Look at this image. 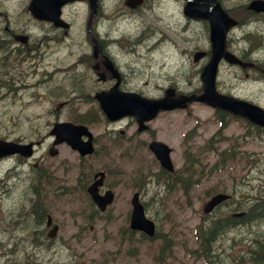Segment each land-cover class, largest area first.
Returning <instances> with one entry per match:
<instances>
[{"label":"rangeland","instance_id":"obj_1","mask_svg":"<svg viewBox=\"0 0 264 264\" xmlns=\"http://www.w3.org/2000/svg\"><path fill=\"white\" fill-rule=\"evenodd\" d=\"M217 1L223 8H227L230 13L235 12L236 16L243 21V23L241 22L242 24H238L230 31V41H232L233 36L237 46L243 47L245 45L240 55L246 59L249 58L251 53L249 45L255 46L258 44L259 50L257 49L253 54H256L254 57L261 64L256 65L254 69H250L228 62H221L217 73L218 87L224 91L223 93L237 95L247 100L251 99L264 108V72L261 71L264 68V14H255L246 9L243 4L249 0ZM204 2L202 0L203 10H205ZM169 3V0H148L144 7L130 11V9L125 8L122 0H101L99 12L94 16L95 27L98 23V29H100L102 34L114 35L116 31H120V37L124 35L129 43L134 42V37L137 40L142 38L140 42L134 43V47L141 49L143 52L141 59L126 62L125 69L131 76L129 80L131 83H128L127 86L134 87L135 85L132 83H135L138 86L134 88H138L148 95L161 94L162 86H167L171 82L178 90H193L198 84L200 63L197 65L192 63L191 53L194 49L200 47L206 49L208 47L206 22L202 20L201 27L199 20H190L189 17L181 16V11L178 10L179 0H174L173 5H169ZM85 9V5L82 6L81 3L71 7V11L77 13L79 28H81L80 23L85 17ZM151 26L160 30L161 33L158 34V31L149 32ZM161 26L164 28L162 29ZM139 31L146 36L150 35L148 37L143 36ZM39 33H34V36L37 37ZM159 35L158 44L151 46L147 39L150 37H155L156 39ZM77 37L80 38L81 34L77 35ZM183 48L185 51H182ZM187 56L190 58L189 64L183 60L187 59ZM22 64L25 65L23 62ZM135 71L140 72V75H137L136 78H134L133 74ZM246 75L249 78H246ZM261 78L262 80H260ZM23 102L25 100L15 101L14 116L1 117L0 124L13 123L9 131L0 132L5 134L6 137L12 138V135L18 134L26 137H35L39 134V131L33 125L41 128V126L46 124V120L51 117L45 115L39 109L30 110L28 106L23 105ZM186 109V114L181 120L179 116L162 115L151 123L149 132L139 137L144 143L149 136L154 135L155 138L162 139L172 147L171 157L174 161L175 175L170 174V176L158 178L160 169L157 166L158 162L153 159V155L145 147L142 148L145 153H142L139 158L131 161L125 159L123 157L126 156L124 147L127 144L121 139L120 146L110 143L112 149L109 151H113L110 155L101 154L99 157L95 156L102 150V144L105 145L106 142H109L104 139V136H106L104 134L108 129L110 134H114L115 130L124 129V132H126L124 138L129 139L134 125L128 121L113 125L107 124L103 120H97L91 124L98 137L95 157L91 156L84 160H79L74 158L75 154L73 152L61 145L60 154L56 157V160L49 162V165L53 168L50 169L49 167V171L52 174L59 175L58 183H66L68 180L66 176H68L71 177V183L73 184L77 177L76 173L80 168L77 163H81L85 167L91 160L93 169L104 168L107 170L109 178L108 180L106 179V182L111 183L110 187L116 193V199L106 211L107 213L104 212L110 217L105 219L104 222L102 218L97 219L99 221L94 222L95 228L93 231V228H89V223L80 225L76 218L78 215L79 222H81V214L86 210L83 196L76 204L58 205L61 211L58 219L62 221L63 226L62 236L67 237L70 235L69 239H79V264H158L153 259L156 256L154 244L157 241L142 239L141 237L138 251L136 250V255L133 256L130 254L131 250L126 251L124 248L123 250H118L114 246L119 239H125L124 236L116 232L124 229L127 224L125 222L126 213L130 207L129 199L131 193L134 190L139 191L140 198L145 204V211L150 218L156 221L159 231L165 237L169 235L173 239L171 245L172 255L165 259L162 264H203V262L197 260L195 256L190 255L187 251L196 247V243L190 241V239H194V225L199 221L197 215H199L200 207L211 191L208 189L217 185V190H231L237 195L236 199L243 203H251L260 189H264V131L251 127L249 132H247L245 121L234 120L229 115L222 121V125L219 126V121L214 115L213 108L207 105L197 106L191 104ZM62 117L64 118V116ZM194 117L196 121V126L194 127L197 131L196 136L191 138L195 131L190 132L188 138L191 139L184 141V143L180 142L178 131L181 128L188 129ZM94 119H99V114L93 115L90 121ZM219 133L224 137L223 140L214 141ZM211 137L213 138L210 142L215 148L212 151H202L204 142ZM134 142H137V138L133 136L130 146ZM231 143H233L235 153L243 156H234L233 159L226 160L220 166L218 160L217 162L214 161L220 156V154L217 156L216 153L225 150ZM201 144L202 148L200 147ZM188 145H190L189 152L193 155L192 158H198L200 162L197 165H189L182 169L184 159L189 157L187 155ZM232 150L227 149L224 153ZM59 158L66 161L64 163V173L57 166ZM62 159L59 165L62 164ZM10 162L7 161L4 165ZM34 162H36V159H32L26 164L30 167L33 175L39 171L38 167H33ZM214 165H216V168L220 167L215 171L211 170L209 172L211 173L210 176L205 175L202 180V191L200 186L193 188L186 201L183 200L184 195L179 193L170 194L168 190L170 181L171 179L174 181L176 175H178L177 182H182L179 178L182 177L184 181L188 180L192 185V181L199 178V174H194L193 171H199L200 167H202L204 168L202 173L209 174L207 170ZM46 166H48L47 162H45ZM22 167L26 169V166ZM0 198L3 199L0 202V207L4 211V219L0 220V225L8 224V213L10 211L6 210L10 206V202L3 196ZM178 200H182L184 207H178L176 203ZM228 205L230 204L221 205L217 214L228 211L230 208ZM71 211L75 213L73 219L75 226H73L71 221ZM33 213V211L26 212L25 223H27L26 229L28 230L34 228L33 219H31ZM23 223L24 221L22 220L19 225ZM76 225H80V231L84 233H77L79 230H77ZM244 227L237 226L218 237V256H215V258L202 252L204 256L209 258L210 264H222V262L224 264H246L251 261L248 258L250 257L249 249L252 247V243L248 239L241 240L237 238L239 235H246ZM38 229H41V227H38ZM256 229L260 232H255L253 239L254 243L258 245L256 239L264 236V232H262L264 231V221ZM6 230L9 231V229ZM26 239H31L30 234H28ZM232 239L235 240L233 241ZM228 245H232V249L227 248ZM0 246L2 245L0 244ZM131 249H133V246H131ZM223 249L226 250V253H223ZM16 253L17 249L0 248V264L23 263L22 256H18ZM229 254L233 255V257ZM163 256L166 257L167 255L164 254ZM237 256L240 259L242 258L241 262ZM220 258L223 259L220 261ZM61 259L63 262H70L65 256H62Z\"/></svg>","mask_w":264,"mask_h":264},{"label":"flooded vegetation","instance_id":"obj_2","mask_svg":"<svg viewBox=\"0 0 264 264\" xmlns=\"http://www.w3.org/2000/svg\"><path fill=\"white\" fill-rule=\"evenodd\" d=\"M32 1L0 0V120L2 116L15 115L16 100H25L23 105L30 110L39 109L51 117L41 128L33 125L39 131L36 137L39 140L31 142H41L42 146L40 155L35 157L36 162L41 164L37 174L29 171L30 167L26 165L29 160L20 155L10 156L13 158L7 165L4 163L9 157L0 161V196L10 202L6 210L10 211L8 224L0 225V239H24L26 264H75L73 260L66 263L61 259L64 253H75L71 246H64L63 239H52L54 236L51 239H26L30 230L25 225L16 224V221L22 219L24 214L21 213L27 207L31 208L28 201L31 194L59 186L56 178L48 180L47 172L43 171V163L56 160L48 154L47 148L53 139L49 136L53 124L64 119L75 121L73 112L79 120L84 121L86 117L89 121L97 110L94 107V92L108 89L115 75L120 87H124L128 75L119 60V34H102L98 23L95 27L94 17L90 28L84 27V24L78 27L77 13H73L71 7L77 6L79 0H39L36 4ZM146 2L148 0L139 8L144 7ZM84 3L86 9H90L89 0H84ZM179 8L183 9L182 3ZM199 10L201 16L192 20H199L202 24V0L199 1ZM89 11L85 10V15ZM151 31L154 28H149ZM36 32H40L37 37L34 36ZM79 34L80 38L77 37ZM11 124H0V132L9 131ZM0 137L9 139L1 133ZM14 138L15 135H12L13 140H29V137L20 134L17 139ZM35 207L32 204L33 210ZM38 211V218L46 217V211ZM0 218L4 219L1 207ZM56 225L57 231L62 229L60 222L56 221ZM40 232L46 234V230Z\"/></svg>","mask_w":264,"mask_h":264},{"label":"water","instance_id":"obj_3","mask_svg":"<svg viewBox=\"0 0 264 264\" xmlns=\"http://www.w3.org/2000/svg\"><path fill=\"white\" fill-rule=\"evenodd\" d=\"M193 4L194 1L191 0L188 6H191ZM211 6H213V8L211 9L210 12L202 13L210 21L212 53L208 63L205 65L202 72V79L203 82L205 83L206 91L200 98L204 100L215 101L218 102L219 104L226 103L228 106L233 107L235 109L234 106L235 103L230 104L225 101L226 99H229L228 97L224 95L216 94L214 92V76H215L218 60L222 55L229 56V54L226 53L223 49V42H224V29H225L224 26L226 27V25L228 24L227 22L230 18L228 19L227 14L219 6L213 4H211ZM249 7L256 10H264V1L252 0L249 4ZM219 20H224V21L222 23H219ZM100 101L103 108H105L107 115L111 118L116 117L117 115L131 113V112H135L136 110H142V109H143V115L145 117H149L151 116L150 112L154 111L155 107H158V105L161 104L152 99H146V98L141 99L140 97L135 98L125 95L118 96V101L121 102L116 106H109V104L106 103V101L104 100L103 96H100ZM226 104L223 105L226 106ZM160 106L166 107V105H160ZM245 107H247L248 109L246 108L241 110L244 114H246L256 122L264 123V114L262 113L261 108L252 104L251 106L250 104L249 105L245 104ZM71 131L80 134L84 132V128L81 126H76L74 128H71ZM150 146L156 152L161 163L164 166L171 168V164L168 158V148H166L163 144L159 142H152ZM89 190L92 192L100 208H104L106 202H109L111 200L112 194L110 192H106V194L103 195L102 197L97 196L96 182L89 187ZM224 197L225 195L223 194H217L213 196L204 206V210L205 211L210 210L216 202L223 199ZM132 203H133V211L131 216V226L135 228H142L148 234H152L153 222L144 216L143 207L138 201L137 193L133 195Z\"/></svg>","mask_w":264,"mask_h":264},{"label":"bare ground","instance_id":"obj_4","mask_svg":"<svg viewBox=\"0 0 264 264\" xmlns=\"http://www.w3.org/2000/svg\"><path fill=\"white\" fill-rule=\"evenodd\" d=\"M205 2V10H203L202 9V13H204V12H210L211 11V9L213 8V6H211V4H213V5H217V6H219L220 8H222L224 11H226V12H228V13H230L229 12V10L227 9V8H223L220 4H219V2L217 1V0H204ZM240 5V4H239ZM236 8H238L237 6H235ZM239 8H241V7H239ZM241 10H242V8H241ZM245 10V9H244ZM243 11V10H242ZM201 13V12H200ZM249 13H250V11H249ZM256 14V13H255ZM243 15H244V13H243ZM201 16V14H199L198 16H194V17H191V19H194V18H199ZM187 17H189V16H187ZM203 18H205V15L204 14H202V19ZM252 20V19H251ZM198 21V20H197ZM237 21H238V24L240 25L241 24V22L243 23V21L242 20H240V18H238L237 17ZM255 21V20H254ZM245 22V21H244ZM197 23H199V22H197ZM247 24V23H246ZM113 28V27H112ZM118 30V29H117ZM122 31V30H121ZM140 32V34L141 35H143V33H141V31H139ZM138 32V33H139ZM140 35V36H141ZM239 35V34H238ZM120 36V35H119ZM104 41V40H103ZM112 41V40H111ZM242 58V57H241ZM242 59H245L246 60V58H242ZM259 65H261V64H259ZM180 67V66H179ZM244 70V69H243ZM261 70V69H260ZM262 71V70H261ZM260 80H262V78L260 79ZM224 87V86H223ZM231 87V86H230ZM78 88V87H77ZM77 90V89H76ZM224 94H226V95H231V96H233V94H228V93H224ZM260 199V198H259ZM253 200V202H252V204H251V206H256V205H258V202H256L257 201V199H252ZM242 201V200H241ZM256 202V204H254ZM249 203V202H248ZM254 204V205H253ZM260 227V226H259ZM245 228V227H244Z\"/></svg>","mask_w":264,"mask_h":264},{"label":"trees","instance_id":"obj_5","mask_svg":"<svg viewBox=\"0 0 264 264\" xmlns=\"http://www.w3.org/2000/svg\"><path fill=\"white\" fill-rule=\"evenodd\" d=\"M256 199H257L256 202H258V205L252 206V207H255L253 211H258V212L264 211V197H260V199L259 197H256ZM256 202L254 204H256ZM228 221L229 219L225 218L224 222H228ZM221 227L224 229L226 225L222 224ZM217 228H218L217 226L207 227L206 230L202 233V239H210L211 232L216 230Z\"/></svg>","mask_w":264,"mask_h":264}]
</instances>
